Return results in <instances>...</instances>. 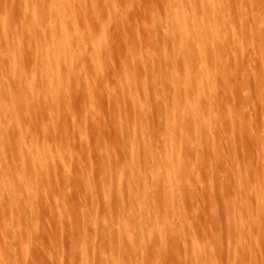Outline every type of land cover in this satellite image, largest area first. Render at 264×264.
<instances>
[{"label": "rangeland", "instance_id": "1", "mask_svg": "<svg viewBox=\"0 0 264 264\" xmlns=\"http://www.w3.org/2000/svg\"><path fill=\"white\" fill-rule=\"evenodd\" d=\"M171 10L211 103L182 169L160 135ZM0 98V264H264V0H0Z\"/></svg>", "mask_w": 264, "mask_h": 264}, {"label": "bare ground", "instance_id": "2", "mask_svg": "<svg viewBox=\"0 0 264 264\" xmlns=\"http://www.w3.org/2000/svg\"><path fill=\"white\" fill-rule=\"evenodd\" d=\"M28 1V0H27ZM170 2V1H169ZM206 2H207V5L208 6H210L213 2H214V0H206ZM218 3H219V1H218ZM217 5V4H216ZM26 6V5H25ZM30 10V9H29ZM171 11H173V10H171ZM220 11V13H221V10H219ZM174 12V11H173ZM215 14H216V12H215ZM174 18H173V25H174V27H175V29H176V31H177V34H179V36H181L183 39V41H184V39L187 41V46L186 47H184L183 49H178V50H174V53H173V60H174V67H171V65H172V61L171 62H169V59H170V57L166 60V62H165V60H164V62L166 63V65H168V66H170L171 67V69H172V73L170 74V72H169V69H168V73L170 74V76L172 77L171 78V80H170V82L169 83H172L173 84V87L175 88V93L173 94V95H171V97L170 98H166L165 100H166V103H164L163 101H161V102H163L165 105H166V107H167V111H166V113H168L167 114V116H169L170 115V117H172L171 119H172V121H166V125H165V128H166V130L164 131H162V130H160V131H162L161 132V134H160V131H158V134H160L161 136H165V138H168V141H167V143L166 144H168V148L169 149H166L165 150V152L167 151V150H169L170 152V154H168V155H166V158H163V159H167L168 157H174L175 159L174 160H176V163H175V165L177 164L178 165V167L179 166H181V169H182V163L181 162H183L185 159H187L186 158V156L185 157H182L181 156V151H183V149H184V146H183V148H182V150H181V142H184L182 139H184L183 137H184V133L183 132H185L186 130H188L191 126H193L194 125V127H195V125H198L199 126V124H202V122H203V117H204V113L207 111V108H209L210 109V104L209 103H207V105L206 106H198V105H196V104H194V102H193V99L196 97V96H200V95H203V93L205 92L204 91V89H203V80H202V78L201 77H199V80L196 82V79H195V77L193 76V74H192V72H191V70H193L194 69V66H195V64H196V62H197V58L195 57V55L196 54H193V51L190 49V47H189V45H190V43L192 44V42H190V41H193V40H191L192 38H193V36L189 33V31H188V26L192 23V21H194V20H192V16H190L189 14H186V13H183V12H181V13H176V12H174ZM222 15V14H221ZM8 16H9V14H8ZM11 16V15H10ZM62 16V15H61ZM60 16V17H61ZM214 16V15H213ZM220 16V15H219ZM12 17H13V15H12ZM58 16H56V18H57ZM9 18V17H8ZM212 19H214V18H212L210 15L209 16H202V15H200V21L202 22V21H206V20H212ZM11 20V19H10ZM42 21V20H41ZM40 21V22H41ZM2 22V21H1ZM26 22V21H25ZM29 22V21H28ZM44 22V21H43ZM43 22H41V23H43ZM46 22H47V20H46ZM46 22H44V24L46 23ZM215 22V21H214ZM9 23L11 24V22L9 21L8 22V20L7 21H3L2 22V27H3V29H5V31H6V28H8V25H9ZM38 23V22H37ZM36 23V24H37ZM60 23H61V26H62V33L60 34V35H58L57 36V38H59V37H63V38H67L68 36H70L69 35V29H68V26H67V24H66V21L64 20V17L62 16L61 18H60ZM209 23V22H208ZM220 23H222V22H220ZM226 23V22H225ZM27 24H29V23H27ZM206 24H207V22H206ZM218 24V23H217ZM24 25V24H23ZM41 25H43V24H41ZM28 26V25H27ZM215 26V25H214ZM211 27V26H210ZM27 28H30V27H27ZM101 28V27H100ZM103 28V27H102ZM215 28V27H214ZM13 30V29H12ZM7 32V31H6ZM174 32V28H173V30H172V33ZM209 33H210V31H208ZM207 31H206V33H208ZM171 33V34H172ZM175 33V32H174ZM205 33V34H206ZM177 34H175L176 36H173L174 37V40H175V38L177 37ZM208 35V34H207ZM5 36V35H4ZM211 36V35H210ZM211 38V37H210ZM213 38V37H212ZM177 39V38H176ZM179 39H181L180 37H179ZM215 39V38H214ZM11 40V39H10ZM4 42H7V41H4ZM12 43H14V42H12ZM12 43H8V48L6 49V51H7V53H9V56L8 57H10V59L11 58H13L14 59V54H16V53H14V51H15V49L12 47L13 45H12ZM19 45H20V43H19ZM6 46H7V43H6ZM14 46H16V44L14 45ZM86 46V45H85ZM20 47V46H19ZM24 47V46H23ZM14 50H13V49ZM19 49V48H18ZM165 49V48H164ZM164 49H163V51H164ZM5 51V50H4ZM3 50H2V52H4ZM17 51V50H16ZM49 51L50 50H48L47 49V52H46V54H48L49 53ZM223 51V50H222ZM1 52V53H2ZM165 52V51H164ZM6 53V52H5ZM171 54V53H170ZM17 57V56H16ZM15 57V58H16ZM72 57V54L70 53L69 55H65L64 56V63H62L61 64V60L62 59H60V64L58 65V69H61V67H62V65L63 64H66L67 63V61H68V59L69 58H71ZM9 59V58H8ZM18 59V58H17ZM16 62V61H15ZM167 62H169V63H167ZM160 63V62H159ZM20 64V63H19ZM17 65H18V63H17ZM68 65V64H67ZM159 65V64H158ZM172 65V66H173ZM169 67V68H170ZM168 68V67H167ZM171 71V70H170ZM182 73H184V76L182 77L181 76V78L179 77ZM163 74V73H162ZM169 74H165L164 73V75L166 76H168ZM58 75V74H57ZM196 75V74H195ZM165 76H163V77H165ZM166 76V77H167ZM162 77V76H161ZM204 77V76H203ZM158 80V79H157ZM168 80H169V78H168ZM163 81V79L161 80V82ZM210 81V80H209ZM166 84H167V82H165ZM155 84V83H154ZM156 84H158L157 82H156ZM156 84H155V86H156ZM171 84V85H172ZM61 86V85H60ZM64 86V85H63ZM210 86V85H209ZM211 87V86H210ZM156 88H157V86H156ZM166 89V88H165ZM163 90V89H162ZM173 91H174V89H173ZM133 92V91H132ZM5 93V92H4ZM133 94V93H132ZM207 94V93H206ZM5 95V94H4ZM3 95V96H4ZM167 96V95H166ZM165 96V97H166ZM157 97V96H156ZM202 97V96H201ZM211 97V96H210ZM161 98V97H160ZM1 99V98H0ZM2 101H3V99H1ZM135 101V100H134ZM145 101V100H144ZM168 101V102H167ZM148 102V101H147ZM210 102V101H209ZM0 103L2 104V102L0 101ZM153 103V102H152ZM163 103H162V107L161 108H163ZM5 104V103H4ZM150 105V104H149ZM160 105V103L158 104V108L160 107L159 106ZM1 106V105H0ZM4 107V106H3ZM6 107V106H5ZM165 106H164V108H166ZM15 108V107H14ZM151 108V109H150ZM150 111H152V105L150 106ZM2 110H7V109H4V108H1ZM10 109V108H9ZM162 112V111H161ZM2 113V112H1ZM10 113V112H9ZM147 113V112H146ZM145 113V114H146ZM153 112H151L150 114H152ZM159 113V112H158ZM157 113V114H158ZM3 114V113H2ZM161 114V113H160ZM160 114H158V115H160ZM165 114V113H164ZM210 115H211V113H210ZM1 116V115H0ZM165 116H166V114H165ZM166 116V117H167ZM7 117V116H6ZM150 117V116H149ZM160 117V116H159ZM169 117V118H170ZM2 118V117H1ZM11 118V117H10ZM3 120H4V118H3ZM151 120V119H150ZM157 120H158V118H157ZM161 120V119H160ZM160 120H158V122L160 121ZM209 121V120H208ZM157 122V123H158ZM212 122V121H211ZM160 123V122H159ZM3 124V123H2ZM206 124V123H205ZM141 125V124H140ZM5 126V125H4ZM158 126H161V124L159 125L158 124ZM201 126V125H200ZM211 126V125H210ZM1 127V126H0ZM147 127V126H146ZM155 128V130H156V126H154ZM206 127V126H205ZM3 128L4 127H2V130H3ZM6 128V127H5ZM151 128V127H150ZM161 128H163V125H162V127ZM160 128V129H161ZM144 130H145V126H144V128H143ZM143 129H141V133L142 134H144L145 135V133L147 132H149V131H146V132H144V130ZM147 129V128H146ZM153 129V128H152ZM153 129V130H154ZM157 129H159V127L157 128ZM192 129V128H191ZM210 129V128H209ZM143 130V131H142ZM152 130V131H153ZM185 130V131H184ZM0 131H1V129H0ZM152 131H151V133H152ZM189 131V130H188ZM200 131V130H199ZM2 132V131H1ZM144 132V133H143ZM154 132V131H153ZM191 132V131H190ZM146 133V134H147ZM156 133V132H155ZM183 133V137H181V134ZM200 133V132H199ZM149 134V133H148ZM149 135H151V134H149ZM193 135V134H192ZM152 136V135H151ZM142 137V136H141ZM203 137V136H202ZM207 137V136H206ZM148 138V137H147ZM192 138H193V136H192ZM133 140H134V138H133ZM167 140V139H166ZM195 140V139H194ZM201 140H202V138H201ZM206 140V139H205ZM150 141V140H149ZM188 141V140H187ZM143 142H144V140H143ZM133 143H134V141H133ZM145 143V142H144ZM143 143V145H144V148H145V144ZM163 144V143H162ZM124 145V144H123ZM138 145V144H137ZM141 145V144H140ZM151 146H152V144H150ZM184 145H185V143H184ZM190 145V144H189ZM194 145V144H193ZM192 145V146H193ZM24 146V145H23ZM54 146V145H53ZM167 145H165V147H166ZM204 146H205V144H204ZM15 147V146H14ZM13 147V148H14ZM123 147V146H122ZM138 147V146H137ZM149 147V146H148ZM155 147V146H154ZM201 147V146H200ZM28 148V147H27ZM30 148V147H29ZM160 148V147H159ZM167 148V147H166ZM186 148V147H185ZM208 148V147H207ZM146 149H147V146H146ZM146 149L144 150V151H146ZM152 149V148H151ZM150 149V151H152ZM155 149V148H154ZM162 149V148H161ZM139 150V149H138ZM7 151V150H6ZM135 151V150H134ZM149 151V152H150ZM158 150H156V152H157ZM159 151H161V150H159ZM153 152V151H152ZM4 153V152H3ZM155 154V153H154ZM154 154H153V156H154ZM182 154H183V152H182ZM152 155V154H151ZM159 155V154H158ZM184 155V154H183ZM189 156V155H188ZM67 157V156H66ZM154 157H156V156H154ZM38 158H40V157H38ZM131 158H133V157H131ZM145 158V157H144ZM161 158V161L159 162V164H158V167L160 168V169H162L161 168V164L162 163H164L163 161H162V157H160ZM62 159V158H61ZM138 159V158H137ZM40 160V159H39ZM45 160V159H44ZM157 160H159V159H157ZM170 160V159H169ZM6 161V160H5ZM12 161V160H11ZM140 161V160H139ZM264 161V160H263ZM36 162V161H35ZM39 162V164H41V165H43L42 164V162H41V160L40 161H38ZM154 162V161H153ZM167 162V161H166ZM46 163V162H45ZM48 163V162H47ZM63 163V162H62ZM156 163V162H155ZM25 164V163H24ZM34 164V163H33ZM137 164H138V162H137ZM3 165H4V163H3ZM5 165H7V164H5ZM5 165H4V167H5ZM67 165V164H66ZM141 165V164H140ZM139 165V166H140ZM176 165V166H177ZM184 165L186 166V164L184 163ZM16 165L14 164V169L16 168L15 167ZM18 166H20V165H18ZM33 166H35V164L33 165ZM36 166H37V164H36ZM46 166H49V164L48 165H46ZM165 166V165H164ZM172 166V165H171ZM175 166V168H178V167H176ZM8 167V166H7ZM6 167V168H7ZM11 167V166H10ZM64 167V166H63ZM174 167L172 168V170L173 169H175ZM0 169H1V166H0ZM10 169H12V168H9V174H10ZM38 169V168H37ZM180 169V168H179ZM178 169V170H179ZM185 169V168H184ZM4 170V169H3ZM2 169H1V171H0V183H2V184H6V183H8V185H12V186H14L13 185V182H14V178L12 177V173L9 175V174H7L6 172H8V171H3ZM6 170V169H5ZM44 170V169H43ZM64 170V169H63ZM170 170V169H169ZM12 171H14V170H12ZM176 171V170H175ZM182 171H184V170H182ZM50 172V171H49ZM171 172V171H170ZM169 172V173H170ZM15 174V173H14ZM55 175V174H54ZM21 177V176H20ZM17 179V178H16ZM20 179V178H19ZM16 183H18L17 181H16ZM7 189H8V187H7ZM6 189V190H7ZM11 189H12V187H11ZM10 188L8 189V190H10V191H14V190H11ZM47 189V188H46ZM246 189V188H245ZM189 191V190H188ZM9 192V191H8ZM7 193V192H6ZM181 193V192H180ZM12 194H14V192L12 193ZM34 194V193H33ZM245 194V193H244ZM1 195V194H0ZM14 196V195H13ZM105 196V195H104ZM246 196V195H245ZM110 197V196H109ZM1 198V197H0ZM20 198V197H19ZM45 198V197H44ZM2 199V198H1ZM91 199V198H90ZM171 199V198H170ZM178 199V198H177ZM10 200V199H9ZM114 200V199H113ZM180 200V199H179ZM1 201V200H0ZM165 201V200H164ZM8 202V201H7ZM60 202V201H59ZM181 202V201H180ZM4 203V202H3ZM31 203V202H30ZM171 203V202H170ZM28 206V205H27ZM30 206V205H29ZM169 206H170V204H169ZM12 208V207H11ZM50 208V207H49ZM32 209V208H31ZM103 209V208H102ZM8 210V209H7ZM59 210V209H58ZM63 210V209H62ZM66 210V209H65ZM22 211V210H21ZM56 211V210H55ZM14 213V212H13ZM36 214H38V213H36ZM12 215V214H11ZM15 215V214H14ZM49 215V214H48ZM8 218V217H7ZM26 218H28V217H26ZM59 218H60V216H59ZM119 218V217H118ZM1 219V218H0ZM122 219H123V217H122ZM7 220V219H6ZM64 220H65V218H64ZM83 221V220H82ZM69 222V221H68ZM11 224V223H10ZM12 225V224H11ZM14 225V224H13ZM7 226V225H6ZM65 226V225H64ZM10 230V229H9ZM13 230V229H12ZM83 231H85V230H83ZM3 236V235H2ZM81 236V235H80ZM84 237H85V235H84ZM8 238V237H7ZM84 239V238H83ZM177 239V238H176ZM174 240V239H173ZM172 240V241H173ZM8 241V240H7ZM6 242V241H5ZM9 243V242H8ZM90 243V242H89ZM180 243V242H179ZM91 244V243H90ZM4 245V244H3ZM42 245V244H41ZM252 245H253V243H252ZM97 246V245H96ZM88 247V246H87ZM143 247V246H142ZM8 248V247H7ZM167 248V247H166ZM79 249V248H78ZM175 249V248H174ZM39 250V249H38ZM80 250V249H79ZM167 250H168V248H167ZM164 251V250H163ZM74 256V255H73ZM115 256V255H114ZM128 256V255H127ZM4 257V256H3ZM79 258V257H78ZM141 258V257H140ZM63 259V258H62ZM5 262V261H4ZM120 263V262H119ZM204 264H205V262H204Z\"/></svg>", "mask_w": 264, "mask_h": 264}]
</instances>
